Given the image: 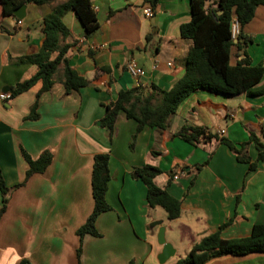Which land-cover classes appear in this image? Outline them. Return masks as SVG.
Returning a JSON list of instances; mask_svg holds the SVG:
<instances>
[{
  "label": "crops",
  "instance_id": "crops-1",
  "mask_svg": "<svg viewBox=\"0 0 264 264\" xmlns=\"http://www.w3.org/2000/svg\"><path fill=\"white\" fill-rule=\"evenodd\" d=\"M66 1L26 3L21 25L0 9V170L6 186L24 180L28 165L21 148L33 159L44 150L52 154L42 173L31 175L8 196L0 218V264H18L23 258L32 264H77L78 248L81 264H160V226L174 249L162 264H175L205 235L241 238L254 224H264V160L248 171L216 138L191 144L173 136L183 126H199L214 134L224 130L221 136L235 145L245 142L249 132L264 125V94L197 89L169 115L165 129L144 126L134 137L136 122L123 113L111 135L100 125L106 105L120 90L139 86L149 93L152 85L168 90L182 77L192 43L180 36L179 27L199 11V0H159L149 18L143 15L144 0H89L99 25L89 38L74 12H66L62 21L70 31L68 64L90 84L65 93L57 75L37 100L38 117L25 119L40 84L8 97L11 87L30 77L36 66L10 63L7 57L36 53L44 38L43 17ZM200 1L204 10L217 8V0ZM242 32L251 39L244 46L251 64L264 66V5L256 7ZM238 54L232 47L231 64L244 56ZM127 62L143 74L131 75ZM263 82L264 76L259 85ZM246 152L256 158L253 144ZM98 153L109 154L106 200L111 210L97 217L98 236L80 238L77 229L93 207L90 177ZM144 165L159 168L155 184L180 200L177 219L168 220L162 208L147 206L146 187L132 173ZM154 221L160 224L151 226ZM203 264H264V252L216 255Z\"/></svg>",
  "mask_w": 264,
  "mask_h": 264
},
{
  "label": "trees",
  "instance_id": "trees-1",
  "mask_svg": "<svg viewBox=\"0 0 264 264\" xmlns=\"http://www.w3.org/2000/svg\"><path fill=\"white\" fill-rule=\"evenodd\" d=\"M53 1L0 0L1 15H13V11L24 3L41 5ZM158 1L144 0V4L154 10ZM260 5H264V0H217V8L204 10L202 1L199 0L197 2L199 11H193L191 19L179 27L180 36L189 39L192 43L185 57V70L182 77L168 90L160 89L154 85L148 90L149 93L139 86L120 90L116 99L106 105L100 125L107 128L111 135L118 114L123 113L126 118L136 122L134 137L144 126L157 130L165 129L169 115L175 113L180 102L197 89L222 95L245 93L249 97H253L264 94V82L259 85L264 76V66L262 63L251 64L244 52V46L251 39L242 32L243 27L252 19L256 7ZM70 10L74 12L75 17L82 25L85 38H89L98 30L99 25L89 0H67L54 6L49 14L43 17L42 33L44 38L36 53L7 57L10 63L36 66L35 72L30 77L16 82L11 87L8 97V99H12L28 91L35 84H40L35 101L25 119L35 120L38 117L37 100L42 93L51 89L57 75L65 93L90 84L88 79L80 76L68 64L66 57V52L71 45L66 41L70 36V31L63 23L62 18ZM233 17L236 18L239 27L235 38L231 37L230 31ZM232 47L236 48L239 56L241 53L244 55L234 64L230 63ZM97 70L107 72L108 68L97 67ZM173 136L191 144L216 138L229 148L238 162L248 165V171L255 170L257 163L264 160V125H261L257 133L249 132L248 139L238 145L199 126H183L173 133ZM249 144H253L257 152L254 160H251L246 152V147ZM20 151L28 165L22 182L12 187L6 186L0 170V218L6 210L11 190L24 185L31 175L42 173L52 159V154L48 150L41 152L35 159L31 158L22 148ZM132 173L146 187V203L149 208H162L168 220H175L180 216V200L154 182V178L162 173L159 168L144 165L134 168ZM110 179L109 154H95L90 177L93 207L85 222L77 229L76 233L80 238L85 234L99 235L95 228V221L101 213L111 210V206L106 200ZM232 220L231 218L221 228ZM252 252H264V224H254L250 234L241 238L223 239L219 232L205 235L175 264H203L207 259L216 255H243ZM76 259L77 264H81L80 248L76 250ZM18 264L32 263L23 258Z\"/></svg>",
  "mask_w": 264,
  "mask_h": 264
},
{
  "label": "water",
  "instance_id": "water-1",
  "mask_svg": "<svg viewBox=\"0 0 264 264\" xmlns=\"http://www.w3.org/2000/svg\"><path fill=\"white\" fill-rule=\"evenodd\" d=\"M25 7L26 3L22 4L20 7L16 8L13 11V15L18 19H22L25 15ZM219 12L220 11L218 10V13ZM158 224H160V222L154 221L151 223V226H155ZM164 231V227L160 226L157 234V241L162 246V249L157 256V260L160 264L166 262L174 254V249L171 243L167 242L165 239Z\"/></svg>",
  "mask_w": 264,
  "mask_h": 264
},
{
  "label": "built area",
  "instance_id": "built-area-1",
  "mask_svg": "<svg viewBox=\"0 0 264 264\" xmlns=\"http://www.w3.org/2000/svg\"><path fill=\"white\" fill-rule=\"evenodd\" d=\"M143 15L144 17H147V18L151 17L153 15V9L150 6L145 5V7L143 8ZM16 24L21 25L22 20L16 19ZM230 26H231L230 28L231 37L235 38L239 32L238 23L235 17L232 18ZM125 68L134 77L141 76L143 74V70L140 67L136 66L133 62H127V64L125 65ZM217 134L220 136L223 135L224 130H220ZM177 178H178L177 175H173V179H177Z\"/></svg>",
  "mask_w": 264,
  "mask_h": 264
}]
</instances>
